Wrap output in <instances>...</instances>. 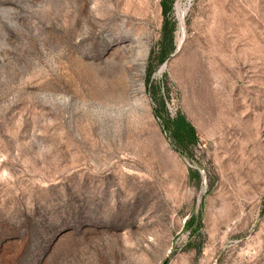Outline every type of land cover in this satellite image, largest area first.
Here are the masks:
<instances>
[{"label": "rangeland", "instance_id": "1", "mask_svg": "<svg viewBox=\"0 0 264 264\" xmlns=\"http://www.w3.org/2000/svg\"><path fill=\"white\" fill-rule=\"evenodd\" d=\"M170 17L161 69L160 0H0V264H264V0Z\"/></svg>", "mask_w": 264, "mask_h": 264}, {"label": "trees", "instance_id": "2", "mask_svg": "<svg viewBox=\"0 0 264 264\" xmlns=\"http://www.w3.org/2000/svg\"><path fill=\"white\" fill-rule=\"evenodd\" d=\"M174 0H160L162 24L161 37L159 46L156 51L157 64L160 65L166 61L169 54L174 50L173 32L175 30V22L170 17L172 4ZM151 56L145 69V82L148 86L149 94L154 103L153 113L161 121L164 130L171 137L174 144L183 151H186L189 146L195 145L197 142V135L191 123L181 114L176 113L174 116H169L165 106V99L160 91V85H155V90L151 92L152 74L155 66L152 65ZM156 64V65H157ZM195 217H189L185 223L184 228L189 229L192 233H198L197 224L194 226ZM200 250L198 249L197 252Z\"/></svg>", "mask_w": 264, "mask_h": 264}, {"label": "bare ground", "instance_id": "3", "mask_svg": "<svg viewBox=\"0 0 264 264\" xmlns=\"http://www.w3.org/2000/svg\"><path fill=\"white\" fill-rule=\"evenodd\" d=\"M176 6H178V5L176 4ZM177 11H178V13H179V16H180L181 14H180V12H179V10H178V7H177Z\"/></svg>", "mask_w": 264, "mask_h": 264}, {"label": "water", "instance_id": "4", "mask_svg": "<svg viewBox=\"0 0 264 264\" xmlns=\"http://www.w3.org/2000/svg\"><path fill=\"white\" fill-rule=\"evenodd\" d=\"M165 66V63H163V65L161 66V69H162V67H164Z\"/></svg>", "mask_w": 264, "mask_h": 264}]
</instances>
